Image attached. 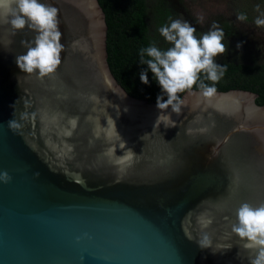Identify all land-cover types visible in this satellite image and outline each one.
Wrapping results in <instances>:
<instances>
[{"label":"water","instance_id":"95a60500","mask_svg":"<svg viewBox=\"0 0 264 264\" xmlns=\"http://www.w3.org/2000/svg\"><path fill=\"white\" fill-rule=\"evenodd\" d=\"M41 2L59 9L54 74L22 72L35 33L0 23V264H250L231 226L264 203L258 93L192 89L156 126L110 70L98 0Z\"/></svg>","mask_w":264,"mask_h":264},{"label":"clouds","instance_id":"9594fccd","mask_svg":"<svg viewBox=\"0 0 264 264\" xmlns=\"http://www.w3.org/2000/svg\"><path fill=\"white\" fill-rule=\"evenodd\" d=\"M246 19L245 14H238L239 21ZM60 22L59 9L53 4L41 0H0V23H8L16 31L27 27L35 33L30 42H23L26 52L16 56L18 67L26 74L43 78L57 71L62 62L61 54L65 51V45L61 43ZM255 24L264 26V18L258 16ZM196 32L197 29L188 21L172 19L159 28L160 35L171 47L161 49L153 42L140 50V62L148 66L162 90V94L157 96L156 107L160 112L156 126H175L172 113L181 115L185 106L179 93L187 91L191 94L193 87L198 86L205 98H211L217 92L216 84L225 75L227 65H220L215 59L227 52L223 28L213 21L210 30L203 35L197 37ZM140 79L144 84L149 83L147 70L140 73ZM206 80L212 84L205 83ZM169 106L171 112H167ZM70 124L74 128L76 120L71 119ZM9 125L12 126L13 122L10 121ZM11 179L7 171L0 172V181L7 183ZM231 230L246 242L244 247L252 253L248 257L250 264H264V203H241L235 210ZM199 243L202 247H210V242Z\"/></svg>","mask_w":264,"mask_h":264},{"label":"trees","instance_id":"16d2710c","mask_svg":"<svg viewBox=\"0 0 264 264\" xmlns=\"http://www.w3.org/2000/svg\"><path fill=\"white\" fill-rule=\"evenodd\" d=\"M157 2L158 13L154 19L155 31L169 24L164 20L172 16L171 9L162 0ZM242 2L245 6H239L238 13L245 14L246 21L255 23L253 15L256 17L264 15V12H260V8L264 7V0H243ZM98 3L105 14L107 62L114 78L130 96L156 103L157 96L162 94L161 86L148 66L140 62V50L151 46L153 42L161 49H167L168 45L166 41L158 42L150 31L147 0H98ZM216 62L220 65H227L225 75L216 84L218 91L251 90L258 93L257 102L264 105V63ZM144 70L148 71V84L142 83L140 79V73ZM203 76L204 74L201 73V78ZM205 83L212 84L207 80ZM193 89L200 90L198 86H194ZM184 93L178 95L182 98ZM164 99H167L166 95Z\"/></svg>","mask_w":264,"mask_h":264},{"label":"rangeland","instance_id":"374dc122","mask_svg":"<svg viewBox=\"0 0 264 264\" xmlns=\"http://www.w3.org/2000/svg\"><path fill=\"white\" fill-rule=\"evenodd\" d=\"M147 0L149 8L150 31L158 42H165L159 30L155 31L154 19L157 16L158 2ZM243 0H162L172 11V16L164 20L184 19L197 29V37L210 30L216 21L223 28L227 52L217 56L216 61H246L264 63V26L254 22L239 21L238 8L245 6ZM264 12V7L260 8ZM261 15V14H260ZM256 19L257 17L253 15ZM264 18V15H261ZM236 35V36H233ZM231 37V38H229ZM229 38V39H228ZM240 40L241 47H237ZM230 40V41H228ZM168 47L172 45L166 42Z\"/></svg>","mask_w":264,"mask_h":264},{"label":"flooded vegetation","instance_id":"af4514ba","mask_svg":"<svg viewBox=\"0 0 264 264\" xmlns=\"http://www.w3.org/2000/svg\"><path fill=\"white\" fill-rule=\"evenodd\" d=\"M228 33V32H227ZM227 33H225V35L227 34ZM233 36H236V35H233ZM229 38H231V37H229ZM228 38V39H229ZM228 41H230V40H228ZM237 41H239V44H240V40H239V38H237ZM243 63H245V64H253L254 62H246V61H242ZM235 63L236 64H238V61H235Z\"/></svg>","mask_w":264,"mask_h":264}]
</instances>
